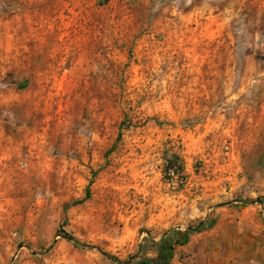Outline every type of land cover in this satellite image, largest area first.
<instances>
[{"label": "rangeland", "instance_id": "obj_1", "mask_svg": "<svg viewBox=\"0 0 264 264\" xmlns=\"http://www.w3.org/2000/svg\"><path fill=\"white\" fill-rule=\"evenodd\" d=\"M227 203L264 206V0H0V264H115Z\"/></svg>", "mask_w": 264, "mask_h": 264}, {"label": "crops", "instance_id": "obj_2", "mask_svg": "<svg viewBox=\"0 0 264 264\" xmlns=\"http://www.w3.org/2000/svg\"><path fill=\"white\" fill-rule=\"evenodd\" d=\"M212 226L190 235L184 245L186 264H264V218L261 205H223Z\"/></svg>", "mask_w": 264, "mask_h": 264}, {"label": "trees", "instance_id": "obj_3", "mask_svg": "<svg viewBox=\"0 0 264 264\" xmlns=\"http://www.w3.org/2000/svg\"><path fill=\"white\" fill-rule=\"evenodd\" d=\"M119 133L116 140L119 138ZM89 197L88 189L85 190V198ZM81 200L73 201L71 204H77ZM214 220H199L195 225H188L181 229L178 227L170 228L161 233L158 239H153L149 236L141 238L137 245V249L133 254L128 255L125 259H120L117 256L110 254L100 248L97 250L108 260L115 264H172L175 249L178 245H184L188 242L190 235L200 232L212 226ZM73 245L79 247H90L87 244L76 240L71 234L64 232L63 236Z\"/></svg>", "mask_w": 264, "mask_h": 264}, {"label": "built area", "instance_id": "obj_4", "mask_svg": "<svg viewBox=\"0 0 264 264\" xmlns=\"http://www.w3.org/2000/svg\"><path fill=\"white\" fill-rule=\"evenodd\" d=\"M261 211H262V216H263V218H264V206L261 207Z\"/></svg>", "mask_w": 264, "mask_h": 264}, {"label": "water", "instance_id": "obj_5", "mask_svg": "<svg viewBox=\"0 0 264 264\" xmlns=\"http://www.w3.org/2000/svg\"><path fill=\"white\" fill-rule=\"evenodd\" d=\"M256 202H258V200H256Z\"/></svg>", "mask_w": 264, "mask_h": 264}]
</instances>
